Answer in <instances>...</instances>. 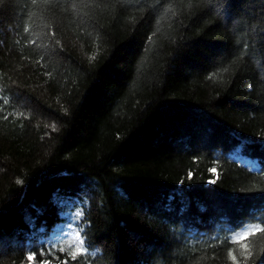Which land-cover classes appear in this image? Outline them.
I'll return each instance as SVG.
<instances>
[{
	"label": "trees",
	"instance_id": "16d2710c",
	"mask_svg": "<svg viewBox=\"0 0 264 264\" xmlns=\"http://www.w3.org/2000/svg\"><path fill=\"white\" fill-rule=\"evenodd\" d=\"M255 226L264 0H0V264H264Z\"/></svg>",
	"mask_w": 264,
	"mask_h": 264
},
{
	"label": "snow or ice",
	"instance_id": "6c2138e0",
	"mask_svg": "<svg viewBox=\"0 0 264 264\" xmlns=\"http://www.w3.org/2000/svg\"><path fill=\"white\" fill-rule=\"evenodd\" d=\"M212 171L215 172V169H212ZM211 183H215V181H211ZM261 231H264V229L260 228L259 226H255L253 228H250L247 232H245L243 234V236L237 237V239H244V238H246L249 235H255V233L261 232ZM229 255L231 256V253H229ZM248 255L251 256L252 253L248 252ZM73 258H75V253L73 254ZM27 259L29 261H32L34 259V257H33V255H28ZM233 259H235V257H233Z\"/></svg>",
	"mask_w": 264,
	"mask_h": 264
},
{
	"label": "rangeland",
	"instance_id": "374dc122",
	"mask_svg": "<svg viewBox=\"0 0 264 264\" xmlns=\"http://www.w3.org/2000/svg\"><path fill=\"white\" fill-rule=\"evenodd\" d=\"M0 245H2V244H0Z\"/></svg>",
	"mask_w": 264,
	"mask_h": 264
}]
</instances>
